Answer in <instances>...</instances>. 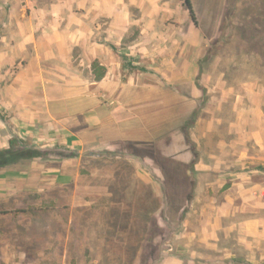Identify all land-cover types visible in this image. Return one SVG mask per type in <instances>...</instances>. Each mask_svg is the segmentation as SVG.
<instances>
[{
  "label": "rangeland",
  "instance_id": "1",
  "mask_svg": "<svg viewBox=\"0 0 264 264\" xmlns=\"http://www.w3.org/2000/svg\"><path fill=\"white\" fill-rule=\"evenodd\" d=\"M172 1L186 10L169 21L184 23L193 77L171 88L152 80L154 92L140 93L152 103L124 118L138 119L139 126L125 127L123 141L108 150L99 141L85 147L75 159L80 174L70 188L49 185L42 201L30 189L12 196L0 192V264L120 263L113 253L127 264L126 253L137 249L135 264H264V240L245 234V219L256 213L248 208L226 215L224 229H215L214 202L231 200L229 209L235 210L241 199L226 185L209 186L235 170L264 184V149L246 140L239 144L247 147L241 160L226 151L218 158L226 164L223 173L199 168L216 159L219 138L264 140V0H191L196 21L183 0ZM193 85L202 92L199 99ZM27 181L40 186L36 177ZM6 185L11 180L0 176V188ZM30 201L49 211L16 214ZM110 220L128 224L130 233L112 245L106 240ZM44 232L48 240L33 239L32 233Z\"/></svg>",
  "mask_w": 264,
  "mask_h": 264
},
{
  "label": "crops",
  "instance_id": "2",
  "mask_svg": "<svg viewBox=\"0 0 264 264\" xmlns=\"http://www.w3.org/2000/svg\"><path fill=\"white\" fill-rule=\"evenodd\" d=\"M182 10L172 0H0V150L17 141L43 154L0 170L11 180L0 192L12 196L30 189L42 201L49 185L70 188L80 174L75 159L85 147L99 141L108 150L123 141L125 127L139 126L138 119L124 118L152 103L140 99L141 91L157 88L152 80L171 88L192 78L196 65L185 53L184 23L169 21ZM193 95L202 96L196 85ZM246 140L264 149L257 136L219 138L216 159L199 168L223 173L226 164L218 158L226 151L241 160L247 147L239 144ZM24 163L28 168L17 167ZM227 174L209 186L237 190L241 205L231 210V200L214 202V228L224 229V216L249 208L256 214L245 219V234L264 240V184L247 181L242 170ZM33 177L40 186L24 183Z\"/></svg>",
  "mask_w": 264,
  "mask_h": 264
},
{
  "label": "trees",
  "instance_id": "3",
  "mask_svg": "<svg viewBox=\"0 0 264 264\" xmlns=\"http://www.w3.org/2000/svg\"><path fill=\"white\" fill-rule=\"evenodd\" d=\"M184 4L187 6L191 17L193 18L194 21H196V15L193 9V4L191 0H183ZM130 66L132 67V63L129 62H125V67L126 66ZM102 76H96L95 80L99 81L101 80ZM17 144V141L11 142V147L9 149H3L0 150V168L6 169L8 167H10L11 165L14 164H18L19 162L23 161V160H30L34 157L37 156H43L41 151H37L34 148L30 147L28 144L24 143V145L21 144ZM39 204V203H38ZM49 206L45 207V205L43 203H40L37 206V203L35 202H29L27 204V208L28 209H22L19 211H16V214H23V215H28V214H34L36 213V211H43L44 209H46L45 211H49ZM133 222L136 224L137 221H139L138 219H133ZM108 226H109V237H106V240L109 244H115L118 240L123 241L124 240V236L127 235L129 236V232L127 230H125V228H128V224L126 226H123V224L121 225L120 223H118L116 220H110L108 222ZM33 239L37 240V238L40 239H45L48 240L49 239V235L47 234V232H44L42 236H40L39 234H35L32 233ZM130 239V238H129ZM38 241V240H37ZM137 245L139 246V242H136ZM140 247V246H139ZM25 252L27 253V255H30V247L29 248H25ZM138 249L133 252V250H128V252L126 253V256L128 257V259L126 260L127 264H135L136 259L138 258ZM111 257L116 258L119 260L120 263H116V261H110V264H121L123 262V258L122 257H117L115 253H113L111 255Z\"/></svg>",
  "mask_w": 264,
  "mask_h": 264
}]
</instances>
